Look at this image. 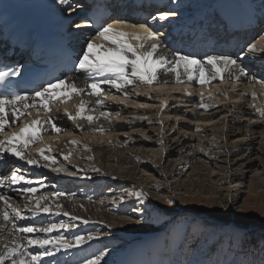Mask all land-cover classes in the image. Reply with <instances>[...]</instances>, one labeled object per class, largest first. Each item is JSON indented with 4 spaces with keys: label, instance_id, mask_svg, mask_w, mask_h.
Returning a JSON list of instances; mask_svg holds the SVG:
<instances>
[{
    "label": "rangeland",
    "instance_id": "1",
    "mask_svg": "<svg viewBox=\"0 0 264 264\" xmlns=\"http://www.w3.org/2000/svg\"><path fill=\"white\" fill-rule=\"evenodd\" d=\"M176 10L177 9H175V11ZM227 86L228 84L224 85L226 90ZM197 88L198 87L190 88V91L189 88L181 87V90H178V95L184 93L180 96L187 95L188 97L185 98L187 100L195 96L201 98L200 101H202V99L205 100L206 98L202 96V93L206 90L204 89L205 87H199L198 90ZM235 88H237V86ZM184 89H186V91ZM222 90L224 91V89ZM196 91L199 93H196ZM132 93L131 89H129L128 94L131 95ZM229 93L230 96L228 97H230V99L228 98V100L230 102V100H232L231 97L235 95L236 92L231 90ZM219 94L220 91L216 90L210 96L213 98L219 96ZM148 96L149 95H146L138 99L137 104L134 106H130L128 100H124L122 103L120 102V107L123 106L126 111L130 110L128 111L129 113L126 112V114L121 115L120 118L115 116V112H111L108 121L114 124H127L131 122L125 128H119L115 132H108V134L103 136L95 135L94 137V135L92 136L90 133L85 135L83 133L86 132L83 130L81 132L76 131L72 133L73 135H69V138L72 136L71 139L73 138L72 140L76 141L73 146L75 152L79 151L80 145L81 147L86 146L83 144H88L85 141H89V138L92 139V142H99L103 140L104 137V140L106 139L108 142L111 141L114 136L119 135L118 138L121 143L132 140L134 143H144V145L151 143L152 146L149 150L144 149L146 147H142L141 145L138 151H145L144 154L140 153L143 155H147L148 153L146 152H149L152 153L153 156L151 155L152 158L148 157L147 160L138 163L135 168L139 167L135 169L134 172H131V174L129 169H124L129 165L124 167H111L113 165L112 162L99 164L97 157L89 158L85 156V158L82 156L81 158H76L77 155L75 152V157H72V160L67 159L64 163L60 162L61 168H64V171L61 172L71 177H78L79 174L81 176V173H76L72 167L67 165L71 162L90 167L91 170H94L98 166L102 168L105 167L107 172H102L104 175L102 173L96 174L95 172H87L84 176L89 180L85 181L84 184H80L77 188L72 189V192L69 191L73 194L77 193L80 197L72 196L76 203L82 206H91L94 208V212L91 211L93 212L92 214H89L90 212L88 211V213H86V211L82 212L81 209H78V205V207H72L75 209L77 208L78 214H76V216L73 212L70 216H66L64 213L52 214L50 215L51 218L52 216L53 218L57 216L52 223L56 222L55 224L58 225H70L67 228H61L54 232L58 233L57 235L62 234L61 237L64 240H67L74 231H79L81 237H94L85 242L86 245L90 246L89 249L82 251L90 252L84 254L86 259L82 261L78 257L81 263L84 264L89 260L95 259L97 256H101L100 264H264V173L261 171L264 165V155L257 151V144L261 139L259 131L254 130L253 132H246L247 130L245 128L248 126V129H250V123L256 121V119L252 118L251 111L245 108L247 105L244 103L239 107L241 109L245 108V110H241L240 113L237 114L240 116L236 114L233 116V106H229L227 103V107L218 108L216 110L217 105L216 107H212V105L216 103L214 99H210L212 105L210 104L211 102L206 101V99L204 102L207 104H201L203 107L200 105L199 101H195L191 103L194 105L193 109L191 107L182 110L184 107L180 106V101H183L184 98L180 96H178V98L172 96V98L170 97L167 100L153 99ZM247 98L250 100L249 96ZM141 101H143L142 104H139ZM161 101L164 102L163 105L166 108H175L178 113H182V111L186 110H192V113H194V111L196 113V111L199 112L201 109L203 110V115L207 116L208 114H215L216 112L218 116L212 119V117L214 118L216 115L212 114L211 122L219 121V126H222V121L224 119H229L233 124L230 125L231 129L228 131L229 135L227 140L224 139L222 143L219 141L217 145L214 142L213 145V143L209 141L212 134L210 130L212 128H203V130L197 129L198 131L195 130L196 132L192 129L189 130L191 131L189 132L180 130L183 128H178L179 126L173 127L171 123H166L172 122L173 117H164L163 113L161 114L162 116H157L154 112L156 108L154 104L159 105ZM169 103L171 104L169 105ZM140 108L147 110L148 114H144L143 111L139 110ZM166 114L168 113L164 115ZM172 115L174 114L172 113ZM200 115L202 114L200 113ZM226 115L227 117L223 119ZM230 115L232 116L230 117ZM158 119L164 121L162 126L159 123V131L161 130L160 133L164 135V141L161 144L157 141L158 137L156 135V128H158L156 121ZM183 120V122L195 124L197 119L187 120L185 117ZM136 122H142V124H137ZM178 122H181V120H178ZM202 123L199 122V124ZM261 123L262 125L264 124V122ZM181 131L185 133L188 132L182 134L185 138L188 137L186 140L187 142H190L195 148H200V154L196 157V160H199L200 163L196 166L197 169L195 171L198 173L200 170V174H198L204 177H199L198 182H196V180L193 187H187L188 183H185L189 173L188 171H182V175H178V170L175 166H173V169H175L172 172H169L171 168L167 167L168 160H172L173 163L176 160L174 158V147L171 146L173 143L172 141L178 138V133ZM100 138L102 139L99 140ZM241 139H244V141L240 144L237 143L235 146L240 150L243 149L240 155L245 154L246 156H250L254 165H252L251 168L243 166L242 169L238 168L237 170L224 172L222 169L225 168L223 167L225 164L223 165V163H220V158H222L226 164L230 162L231 158H236L237 156H232L229 157V161L224 160L226 157L225 149L231 148L232 144ZM46 141L48 144V139ZM219 145L221 147H218ZM215 146L217 147L215 148ZM249 146H252L253 149L246 150ZM139 147L137 145L132 148H125L120 152L127 154L126 152H134L131 150L139 149ZM188 150L190 149L183 148L181 153H178V156L182 154L186 155L187 153L191 154ZM220 150H223V152L221 151L223 154H221V152L219 153ZM255 154H257V156H255ZM79 155L81 156L84 154L80 152ZM261 156H263V159H258L262 158ZM237 160L238 158L236 161ZM203 164L206 166L204 169L202 168ZM143 165H146V167L143 168ZM113 170L119 172V176L122 177L120 180H125L127 182L123 184L120 182V185L114 184L119 183V177L115 175L118 180L115 179ZM55 185L61 187L58 183ZM144 190L149 192L150 195H148V197L143 196L138 198L136 193L143 192ZM167 200H171L172 203H166ZM60 201L61 200H55V207H52L54 208L52 210L55 211L56 209L54 213L61 210L62 206L59 209L56 207V205L60 204ZM102 212L109 214L113 218L124 219L126 224L124 228L130 232H119L118 230H122L118 229L119 227H113L112 221L99 216ZM78 216L80 217L78 218ZM71 217H76L77 219L71 220ZM58 218H65L67 221ZM85 219L90 220L89 223H84L83 221H85ZM24 221L27 222V218H25ZM45 225L47 226L48 223ZM45 225L43 226L45 227ZM151 231L154 232L149 233ZM155 233L156 235H154ZM144 235L148 237L142 240ZM76 237L77 235L74 238ZM74 241L75 239L71 242ZM94 244L97 250H95ZM131 244L134 245L131 246ZM74 248L75 247L59 249L61 254L58 258L63 259L65 257L63 254L65 253L69 256L65 257V259L68 258V260L71 261L72 257L76 256L75 252L72 251ZM54 252L55 250L52 252L54 257L50 258L51 262L56 260ZM34 256L37 257L38 261H41V253L36 252ZM164 257L165 259L162 263Z\"/></svg>",
    "mask_w": 264,
    "mask_h": 264
},
{
    "label": "bare ground",
    "instance_id": "2",
    "mask_svg": "<svg viewBox=\"0 0 264 264\" xmlns=\"http://www.w3.org/2000/svg\"><path fill=\"white\" fill-rule=\"evenodd\" d=\"M54 1H58V0H54ZM68 1H70V0H66V2H68ZM178 1L180 2V4L189 3L184 10L185 12H183V13L188 14V16H192L193 14H196L198 11H200L203 8V6L205 7V10H211V7L209 6V4H210L209 2L215 1V0H178ZM234 1L239 2V0H234ZM217 6L219 7L220 4H218ZM254 6L257 8H260L264 11V0L263 1L262 0H255ZM171 9H172V6L169 8V10L162 11L163 14H159V16L165 15L164 13L172 12ZM246 11H247L246 9H243L242 14H245ZM172 17L173 16H170V18H168V19H172ZM181 17H182V15L175 16L176 19H179ZM244 19H245L244 25L248 26L251 23L255 22L256 17L245 16ZM235 20L237 21V15H235ZM167 22H170V21L158 20L154 26H155V28H158L160 26L163 27L164 25L167 24ZM157 31H160V29H157L156 32ZM261 31H263V30H261ZM159 36H160L162 50L164 51V53L166 55L171 56L172 53L179 54L178 52H176L175 49H173L174 48V42L173 41H169L168 38L166 37V35L159 34ZM261 36H264V33L263 34H261L260 32L257 33L255 38L252 41V43L255 42L257 44V48L264 45V40L259 39V37H261ZM92 39H94V38H91L90 40H92ZM96 42L98 44L103 43V41H100V40H97ZM85 46H86V44L83 46V49L85 48ZM204 59L205 58L198 57V60H204ZM230 59L236 60L237 64L240 67H242L246 73V75L244 77H241L236 82H230V80L227 78V73H225V79L223 80V82H221L220 80H214L210 84L201 85L199 83H196L195 80L188 81L187 77L183 75V71L181 70L182 79L184 80L183 83H176L175 77L171 73H169L167 75L161 74L159 76V81H160L159 84L154 83L153 85L129 86L126 89L127 99H124V97L121 95V93L116 92L115 89L110 88L108 85H102V88L105 90L107 95H106V98L104 99L103 107H101V108H98L97 105L95 104V98L94 97H89L87 95V91H88L87 83L90 82V78L85 73H82L79 76H75L74 78L69 79L73 83H75V84L79 85L80 87H83L86 89L85 93H83L81 97H73L64 103H61V101L58 99L55 102V106L52 107V109L50 110V112L48 114H44L43 112H41L38 115L36 110H32L30 116H28L27 118L22 117L21 120L17 122V125L12 126L11 130L6 128L4 133H0V140L6 139L7 136H9L12 132H18L19 126H22L23 124L28 123V122H30V120H33V119H40L41 121H43L44 119L47 118V116H51L54 119V122L59 127L65 129V131H62L60 133H55L51 130V125H47V126H45L46 130H43L41 132L40 139L37 141V143L30 145L27 149H25V152L27 155L33 157L34 159H37L40 162V165H41L40 167H36L34 165H29L25 161L17 160L14 157L6 156V155L0 156V178H3L5 176H10L11 172H9L8 165L11 162H17L18 165H16V166H20V168H19L20 172L26 177V179H30L33 181V183L31 185L24 184L23 182L21 184H18V185H8L6 182L4 187H0V195L7 197L8 198L7 202L9 204H11L14 208L21 211L22 214L25 216V218H27V220H28L27 222H25L24 219L17 221V220H15V217H12V220L10 222H5L3 219V210L5 207V202L0 201V255H2L7 250L6 246H7V248H11L14 246V244H13L14 240H16L21 245H26L28 239H35V238H41V237L44 238L43 233H16V232H14V225L15 226L39 227V226H42L45 222L50 221V223H52L57 217L56 216L53 218V216H52V218H51V216H50L52 214L57 213V212L54 213L56 211V209H55V211L52 210V209H54L52 207L53 206L55 207L54 202L56 199L58 201L61 200L60 204L57 203L58 205L62 206L61 210L60 211L58 210L60 214L61 213H68L69 216L73 213H75L74 214L75 216H76V214H78V212L76 210L77 208L76 209L72 208L74 206L78 207V205H79V203H76L72 198V196L80 198L78 196V194L77 193L76 194L70 193L69 192L70 190H66V188H63V187H57L52 182V179L59 181V180H62L64 178H67V177L73 178L72 183H71V181H68V185H67V186H72L75 182H77L78 184H82L85 181L89 180L88 178L86 179V177L84 176V174H86L87 172H89V173L95 172L96 174H101L102 172H107L106 171L107 169H105V167L102 168V167L98 166L94 170H91L90 167L82 166L79 163H72V162L68 163L67 165L72 167V169H74V171L76 173H78V174L81 173V176L79 174L78 177L77 176L71 177V176L64 175L61 171L60 172H53L51 169L54 167L55 168H61L60 162L64 163L67 161V159H71L72 157H75V154H74L75 148L73 147L74 144L70 143L71 141H74V140H72L73 138L71 139L72 136L69 138V135H73L72 133H74L76 131L81 132L83 130L86 132L83 134L86 135V134L90 133V134H92V136L94 135V137H95V135L103 136V135L108 134V132H115L119 128L127 127L131 122L127 123V124H124V123L114 124L113 122L108 121V118L110 117V115L106 119L101 116L102 111L110 112V114H111V112H115L116 113L115 116L117 118H120L121 115L126 114V112H128L130 110L126 111L123 108V106L120 107L121 103L124 102V100H126V101L128 100L129 105L134 106L137 104L138 99H140L141 97H145L146 95H149L148 97H151L153 99L157 98L158 100L159 99L160 100H167L170 97L172 98V96H175L176 98H178V96H180L181 94H184V93H181L182 92L181 91L180 92L181 94L178 95L179 94L178 90L181 87L189 88V90H190V88H192V87L193 88H196V87L199 88V87L204 86L205 87L204 89H206V90L202 93V96L207 99V100L205 99L206 101L211 102L210 103L211 105H212V101L210 99L216 100V103H214L212 105V107H216V105H217L216 110L218 108L227 107L226 104L228 103L227 105L234 107V110H232L233 116H234V114H236V115L239 114L240 111L245 110V108H247L248 111H251L252 118L256 119V121L250 123V129H248V126L245 129L247 130L246 132H248V131L253 132L254 130L259 131L261 139L259 138L260 142H258V144H257L258 145L257 151H258V153L261 152L264 155V124L262 125V123H261V122H264V119H262L256 111L257 108L264 109V87H262L261 84L255 83V81H257V80L264 82V53H261L259 51L255 52V53H248L247 48H245L243 51H241V55L230 57ZM95 79H102V78H95ZM166 80L169 81L168 84L164 83V81H166ZM226 84H228V86H227L228 92H227L226 88L224 87V85H226ZM219 86H221V87H219ZM236 86H237V88H235ZM198 88H197V90H198ZM129 89H131V92H133L131 95L128 94ZM222 89H224V91L227 93H225ZM229 89H231L233 92H236V94L231 97L232 100H230V102L228 100V98L230 99V97H228V96H230L229 92H231V90H229ZM184 90L186 91V89H184ZM216 90L220 91V94H219V96H215L212 98L210 95ZM143 92H145V93H143ZM197 92L198 91H196V93ZM241 94H243V95H241ZM253 94L256 95L255 100H253V98H252ZM195 95H197V94H195ZM248 96H249L250 100H248V98H247ZM148 97H146V98H148ZM175 97H173V98H175ZM180 97L184 98L183 101H180V106L184 107L183 109L181 108L182 110H185L186 108H191V107L193 109L194 105H192L191 103L195 102V101H199L200 105L201 104H207L204 102L205 101L204 99H202V101H200L201 98H199L198 96L192 97L188 100L185 99L188 97L187 95L186 96H180ZM225 97H227V98H225ZM109 98H111V99H109ZM80 99H83L86 102L87 108L89 110L96 109L95 111H88L87 112L88 115H92L94 117V121L91 124L92 126H86V125L84 126V124H82V123L75 124L73 121H70L67 118V116L65 115V111H67L68 113H70L72 115H75V110L79 106ZM118 99H121V100H118ZM128 102H127V104H128ZM142 102L143 101H141L139 104H142ZM162 102L163 101H161V103ZM244 103L247 106L246 107L244 106L245 108H242V109L239 108ZM127 104H125V105H127ZM170 104L171 103H169V105ZM237 104H238V106H237ZM218 105H221V106H218ZM252 105H255V107H252ZM154 106L156 107L154 110L155 115L160 116L163 113L164 117L172 116L173 117L172 122H166V123H171L173 127L179 126L178 128H183L180 130L189 131V130L193 129V131H195L197 129L203 130V128L204 129L205 128H212L210 130V132L212 134L210 136L209 141H211V143H213V145H214V142L217 145V144H219V141H221L220 143H222L224 141V139L227 140V137L229 135L228 131L231 129L230 125L233 124V122H231L229 119H224L227 117V115H226L223 117L224 120L222 121V126H219V123H220L219 121L211 122L212 121L211 116L213 113L205 116V115H203V113H202L203 110H201V109L199 112L196 111V113H198V114H196L195 111H194V113H192L191 112L192 110L182 111V113H183L182 114V113H178V111L175 108L174 109H172V108L168 109L166 107L163 108L161 104H159V105L154 104ZM139 110L143 111L144 114H148L147 110H145V109L140 108ZM214 110H215V108H214ZM229 111H231V110H229ZM117 113H119V115H117ZM165 113H168V114L164 115ZM172 113L174 115H172ZM200 113L202 115H200ZM226 113H228V112H226ZM215 114H216V112H215ZM215 114H213V115H215ZM232 115H230V117ZM216 116H218V114H216L214 118L212 117V119H215ZM237 116H240V115H237ZM185 117L187 120H189V119H191V120L197 119V120L195 121V124H189V123L183 122L184 121L183 118H185ZM82 120H84V119H82ZM178 120H181V122H178ZM187 120H185V121H187ZM85 121H87V120H85ZM159 122L161 125L164 123V121L162 119L159 120ZM199 122H201V123L204 122V123L199 124ZM136 123L142 124V122H136ZM196 124H198V125H196ZM77 125H79V127H77ZM101 128L105 130L103 132V134H101L99 131H97V129H101ZM224 128H225V130H224ZM170 131H171V129H170ZM189 132H191V131H189ZM184 133H185L184 131H181L180 133H178L177 139L175 138V140H173V141L171 140L173 142L171 147H174V149H173L174 150V158L176 160L174 163L172 162V160H168V166L167 167H170L171 169L169 170V172H172L175 169V168L173 169V166H175L178 170V175H182L181 174L182 171H188L189 173L186 177L187 180L185 179L186 180L185 183H188L187 187H193V185L196 182H198L199 177L200 178L204 177V176L199 175L200 170L198 171L199 174L197 173V171H195L197 169L196 166L200 163L199 160H196V157L199 156L198 154H200L199 153L200 148L199 149L197 147L195 148L193 145L190 144V142H187L186 140L188 139V137L185 138V136L182 135ZM186 133H188V132H186ZM198 133H196V134H198ZM156 135L158 137L157 141H159L160 144L163 143L164 135L163 134L161 135V133L159 131V126H158V128H156ZM251 135H253V134H251ZM92 136H90V137H92ZM110 137H111V135H110ZM118 137H119V135L114 136V138L108 142L106 141V139L104 140V137H103V140H101L102 138H100L99 140H101V141H99V142L98 141L92 142V139L89 138V141H85L88 144L84 143L83 145H86L87 148L90 150L85 151L84 150L85 146H82V147H81V145H80V147L78 146L80 149L78 152H75L77 155L76 158H81L82 156L83 157L88 156L89 158H91V157L96 158L97 157V161H99V164L106 163V162L107 163L112 162L113 165L111 167H118V166L124 167V166L129 165L128 167H125L124 169H129L130 174H131V172H134L135 169H137L139 167L138 166L137 168H135L138 165V163H141V162L147 160L148 157L152 158V156H153L152 153L146 152L148 154L143 155L145 153V151H143V152L138 151V150H140L139 146H141V145H142V147H146L144 149L149 150L150 147L152 146L151 143L144 145V143H139V144L136 142L134 143L133 140L132 141H125L126 143H123V142L121 143V141ZM45 139H49L50 144L44 145V147H42L40 143L46 144ZM243 141H244V139H241L240 141L232 144L231 148L225 149V151H226L225 156L228 158L225 157L226 159L224 158V160H228L229 157H232V156H237V157L233 158V159L231 158L230 162H228L227 164H226V162L223 161L222 158H220L221 159L220 163H223V165L225 164V166H223L225 168L222 169L224 172H228L229 170L230 171L237 170L238 168L242 169L243 166H248L247 168H251L252 165H254V162L252 161L251 157L248 155L246 156L245 154L240 155V152L243 149L240 150L238 147L235 146L237 143L240 144ZM137 145H138L139 149L137 148L136 150L135 149L131 150L134 152H129V153L126 152L127 154L120 152L125 148L126 149L129 147L132 148V147H135ZM216 147L217 146H215V148ZM218 147H221V146L219 145ZM183 148H189L190 150H188V151L191 154L187 153L186 155L182 154V155L178 156V153H181ZM41 149H44L45 154L50 156L52 158V160H54L55 162L52 163L51 161L42 160L41 157L38 155V153L40 152ZM248 149H253V147L249 146L248 148H246V150H248ZM221 151L223 152V150H220L219 153ZM80 152L83 153L84 155L80 156L79 155ZM222 152H221V154H223ZM69 153H71V154L69 155ZM140 153H143V154H140ZM201 153H202V151H201ZM215 155H213V156H215ZM65 156H67L68 158L64 159ZM255 156H257V154H255ZM261 157L262 158H258V159H263V156H261ZM237 158H238V160L236 161ZM231 162H232V164H231ZM45 164H48L49 166L44 167ZM142 167L145 168L146 165H143ZM167 167H166V169H167ZM130 168H131V170H130ZM202 168L204 169V168H206V166L203 164ZM62 169H64V168H62ZM97 169L99 171H96ZM122 170H123V168H122ZM261 171H263V173H264V165L262 166ZM102 174L104 175V173H102ZM113 174H114L115 179L118 180V178L116 176L119 177V180H120V178L122 179V177L119 176V172H116L113 170ZM127 175H129V174H127ZM27 187H35L37 189L36 193L32 195L33 201L40 196H47L48 197V200L45 201L44 204H45V206L50 207L51 211L49 213L40 212L37 215L33 216L32 211H31L32 204L29 203L28 199L26 198V194L19 191V189L27 188ZM56 193H62V195L57 196V195H55ZM81 195H82V193H81ZM83 205H84V203H83ZM78 209L79 210L81 209L82 212H85V211H86V213L90 212L89 214H92L94 212V208L91 206H88V205H84V206L79 205ZM8 211L11 213L12 209L9 208ZM91 211H93V212H91ZM99 216L102 218H105L107 220L112 221L111 223L113 224V227H115V228L119 227L118 229L122 230V231L118 230L119 232H122V233L130 232L124 228L126 226L124 219L113 218L109 214L103 213V212L100 213ZM79 217L80 216H78V218ZM90 217H92V216H90ZM13 221H14V223H13ZM85 221H87L89 223L90 220L85 219ZM61 235H57L56 232H52V233L47 234V237L49 239H55L57 236L61 237ZM76 235L81 236L79 231H74L73 234L66 241L71 242L73 239H75L74 237ZM22 237H23V239H21ZM91 245H93V244H91ZM48 247L51 248V246H48ZM89 248H90V246L86 245L85 242L80 244V246L75 247L72 251L75 252L76 256L72 257L71 262H75L78 259V257L80 258V260L84 261L86 259V256H84V255L81 256V255L85 254L87 252H82V251H84L85 249H89ZM53 250H56V249H54V248L51 249L52 252H53ZM20 251L22 253L26 252L28 254L27 256L24 257L26 260H30L31 257L33 255H35L36 252L41 253V261L37 260V264H46V262L51 261L50 258L54 257L53 254L52 255H43L42 253L44 252V249H40L38 246L22 247L20 249ZM63 255H65V253ZM5 264H10V261H6ZM80 264H84V263H80Z\"/></svg>",
    "mask_w": 264,
    "mask_h": 264
},
{
    "label": "snow or ice",
    "instance_id": "3",
    "mask_svg": "<svg viewBox=\"0 0 264 264\" xmlns=\"http://www.w3.org/2000/svg\"><path fill=\"white\" fill-rule=\"evenodd\" d=\"M58 2L65 3L66 0H58ZM153 19L156 18L153 17ZM166 19V15L159 16L161 21ZM259 39L264 40V36L259 37ZM97 40L103 41V43L98 44ZM258 51L264 53V45L257 48V44L254 42L247 47L248 53ZM76 68L90 78V82L87 83V95L95 98V104L98 108L103 107L107 95L102 85H108L116 92L121 93L124 99H127L126 89L129 86L159 84L161 74L171 73L175 77L176 83H183L182 70L188 81L195 80L196 83L201 85L210 84L214 80L223 82L225 73H227L230 82H236L246 75L244 69L237 64L236 60L226 56L208 55L204 60H198L192 56L177 53H172L171 56L166 55L162 50L160 36L155 30L150 29L146 24L127 23L121 20H115L101 27L97 31L96 37L86 42ZM15 75H17V72L14 70H0V82H3L9 76ZM164 83L168 84L169 81L166 80ZM255 83L264 87L262 81L257 80ZM85 91V88L70 80L57 79L55 82L48 83L42 89L34 91L31 95H21L16 92L0 95V133H4L6 128L17 125L22 117L27 118L30 116L32 110H36L38 115L41 112L48 114L58 99L61 103H64L73 97H81ZM252 98L255 100L256 95L253 94ZM201 106L203 107V105ZM252 107H255V105H252ZM95 110H89L86 102L80 99L75 115L67 111H65V115L70 121L84 119L91 124L94 117L88 115L87 112ZM256 111L264 119V109L257 108ZM109 115L110 112H101V116L105 119ZM47 125H51V130L55 133L65 131L54 122L51 116H47L43 121L40 119L30 120V122L19 126L18 132H12L6 139L0 140V156L14 157L17 160L25 161L29 165L40 167V162L27 155L25 149L37 143L41 132L46 130L45 126ZM97 131L103 134L105 130L101 128ZM70 143L75 144L76 141ZM89 150L85 146V151ZM38 155L44 161L55 162L45 154L44 149H41ZM67 158V156L64 157V159ZM48 166V164L44 165V167ZM51 170L53 172L64 171L62 168L55 167ZM6 182L8 185H18L22 182L28 185L33 183L32 180L26 179L19 168L13 170L10 176L0 178V187H4ZM19 191L25 193L29 203L32 204L33 216L40 212L49 213L51 211L50 207L44 204L48 200L47 196H40L34 201L32 200V195L37 191L35 187L21 188ZM55 195L59 196L62 193H56ZM136 195L139 198L146 196V193L137 192ZM7 199V197L0 195V201L5 202L4 221L10 222L12 217H15L16 220L25 219L22 212L9 204ZM166 203L171 204L172 201L167 200ZM56 207L59 209L61 206L56 205ZM9 208L12 209L11 213L8 211ZM56 214H59V212ZM64 215L69 214L64 213ZM71 219L75 220L77 218L71 217ZM83 222L87 223V221ZM69 226L55 223H50L46 227L14 225V232L16 233H43L44 238L28 239L26 245H21L14 240V246L11 248L6 246L7 250L0 255V264H5L6 261H10V264H37V257L34 255L30 260L24 258L28 254L20 251L22 247L38 246L40 249H44L43 255H52L51 249L53 248L59 250L60 248L78 247L87 240L94 238L92 236H77L74 242H68L59 236L55 239L47 237V234ZM48 246H51V248ZM100 259L101 256H97L95 259L87 261L86 264H100Z\"/></svg>",
    "mask_w": 264,
    "mask_h": 264
},
{
    "label": "water",
    "instance_id": "4",
    "mask_svg": "<svg viewBox=\"0 0 264 264\" xmlns=\"http://www.w3.org/2000/svg\"><path fill=\"white\" fill-rule=\"evenodd\" d=\"M154 231H151V232H149V233H153Z\"/></svg>",
    "mask_w": 264,
    "mask_h": 264
}]
</instances>
